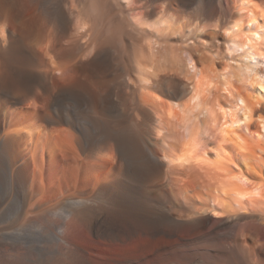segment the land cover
<instances>
[{
  "label": "bare ground",
  "instance_id": "obj_1",
  "mask_svg": "<svg viewBox=\"0 0 264 264\" xmlns=\"http://www.w3.org/2000/svg\"><path fill=\"white\" fill-rule=\"evenodd\" d=\"M0 264H264V0H0Z\"/></svg>",
  "mask_w": 264,
  "mask_h": 264
},
{
  "label": "rangeland",
  "instance_id": "obj_2",
  "mask_svg": "<svg viewBox=\"0 0 264 264\" xmlns=\"http://www.w3.org/2000/svg\"><path fill=\"white\" fill-rule=\"evenodd\" d=\"M235 64H236V63H232L233 66H235ZM233 66H232V68L230 69V71L234 68ZM234 69L236 70V68H234ZM234 69L231 71L232 75H233V73H234V71H235ZM236 72H237V70H236ZM234 75H235V73H234ZM231 77H232V80H233L234 82H236L235 80L237 79V76H231Z\"/></svg>",
  "mask_w": 264,
  "mask_h": 264
}]
</instances>
